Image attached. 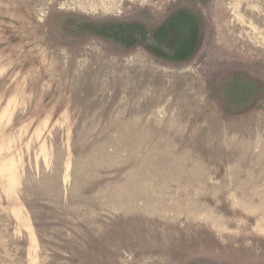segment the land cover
Masks as SVG:
<instances>
[{
  "label": "rangeland",
  "instance_id": "rangeland-1",
  "mask_svg": "<svg viewBox=\"0 0 264 264\" xmlns=\"http://www.w3.org/2000/svg\"><path fill=\"white\" fill-rule=\"evenodd\" d=\"M0 264H264V0H0Z\"/></svg>",
  "mask_w": 264,
  "mask_h": 264
}]
</instances>
